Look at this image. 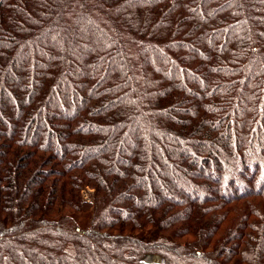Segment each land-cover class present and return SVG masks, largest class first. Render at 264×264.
<instances>
[{
	"label": "trees",
	"instance_id": "1",
	"mask_svg": "<svg viewBox=\"0 0 264 264\" xmlns=\"http://www.w3.org/2000/svg\"><path fill=\"white\" fill-rule=\"evenodd\" d=\"M0 264H264V0H0Z\"/></svg>",
	"mask_w": 264,
	"mask_h": 264
},
{
	"label": "rangeland",
	"instance_id": "2",
	"mask_svg": "<svg viewBox=\"0 0 264 264\" xmlns=\"http://www.w3.org/2000/svg\"><path fill=\"white\" fill-rule=\"evenodd\" d=\"M144 261H145V262H148V263H149V262H158L157 259H155V258L152 259V258H149V257H146V258L144 259Z\"/></svg>",
	"mask_w": 264,
	"mask_h": 264
}]
</instances>
